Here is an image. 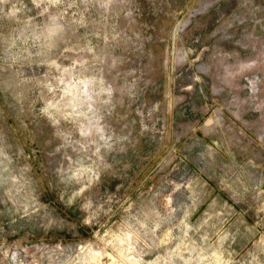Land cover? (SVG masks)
<instances>
[{"label": "rangeland", "instance_id": "374dc122", "mask_svg": "<svg viewBox=\"0 0 264 264\" xmlns=\"http://www.w3.org/2000/svg\"><path fill=\"white\" fill-rule=\"evenodd\" d=\"M0 264H264V0H0Z\"/></svg>", "mask_w": 264, "mask_h": 264}]
</instances>
